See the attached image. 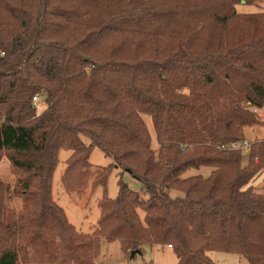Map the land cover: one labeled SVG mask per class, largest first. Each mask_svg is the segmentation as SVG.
I'll list each match as a JSON object with an SVG mask.
<instances>
[{"label":"trees","instance_id":"16d2710c","mask_svg":"<svg viewBox=\"0 0 264 264\" xmlns=\"http://www.w3.org/2000/svg\"><path fill=\"white\" fill-rule=\"evenodd\" d=\"M239 1L0 0V160L10 151L29 173L23 194L41 214H21L17 229L42 243L37 261L54 252L59 264H94L103 238L129 252L169 244L177 264H217L214 251L264 264V193L251 185L264 171V140L251 142L246 166L230 147L262 125L264 15L238 13ZM204 7L210 18L198 14ZM94 147L112 163L94 166ZM61 150L71 151L67 189L104 188L90 234L52 198ZM200 167L210 174L185 176ZM114 168L147 197L123 180L109 197ZM18 260L17 249L0 254V264Z\"/></svg>","mask_w":264,"mask_h":264},{"label":"rangeland","instance_id":"374dc122","mask_svg":"<svg viewBox=\"0 0 264 264\" xmlns=\"http://www.w3.org/2000/svg\"><path fill=\"white\" fill-rule=\"evenodd\" d=\"M185 1V0H184ZM188 4L195 7L199 2L205 0H187ZM240 0L235 4L238 13L264 15V0ZM212 10L208 7L199 10L198 14L206 18H210ZM260 15V16H261ZM37 106V113L40 114L46 107L44 95H38V99L34 100ZM258 117L262 121V125L244 128L243 138L249 142L264 140V107L257 109ZM143 118L150 130L152 136L153 148L158 149L159 144L156 139V132L151 116L144 114ZM71 154L70 150H61L60 163L57 167L52 189V198L64 212L69 221L76 226L79 232L90 234L96 228L100 216L99 200L103 196L104 188L98 186L92 190L91 181L88 187L81 193L67 189L62 176L67 166V158ZM12 153L5 151L0 160V254L5 249H17L18 264H59L54 259V252L49 253L51 259L48 263L37 261V251L44 252L42 243L33 237V232L19 237L18 227L21 225V214L36 216L41 214V208L32 200L31 196L23 194V184L21 180H27L29 173L15 167L11 161ZM90 161L94 166L107 167L112 163V158L107 156L103 150L94 147L90 156ZM248 162V154H243L242 165L246 166ZM211 168L200 167L191 168L185 176L194 174L209 175ZM123 180L128 186L146 198L147 193L143 190L140 180L135 178L131 173L123 171L120 168H114L108 176L107 194L111 198L117 197L119 193V182ZM255 192L264 193V171L258 173L256 178L251 181ZM175 191H173L174 193ZM9 226V229L5 230ZM32 229V228H31ZM11 230V231H10ZM16 234V236H15ZM34 238V239H33ZM102 244L98 254L95 257L94 264H177V256L169 244L164 246L145 244L141 253H137L132 257V251L122 249L121 243L116 241H106L101 239ZM140 250V249H139ZM211 257L217 264H248L240 262L238 255L233 253L214 251L210 252ZM46 260V259H45Z\"/></svg>","mask_w":264,"mask_h":264},{"label":"built area","instance_id":"2783aa9c","mask_svg":"<svg viewBox=\"0 0 264 264\" xmlns=\"http://www.w3.org/2000/svg\"><path fill=\"white\" fill-rule=\"evenodd\" d=\"M34 100H37L38 97H34L33 98ZM231 148L233 149H238V150H241L243 151L244 153H249L250 151V148H251V142H249L248 140L246 139H242V140H237V141H234L231 146ZM171 247V245H170Z\"/></svg>","mask_w":264,"mask_h":264},{"label":"water","instance_id":"95a60500","mask_svg":"<svg viewBox=\"0 0 264 264\" xmlns=\"http://www.w3.org/2000/svg\"><path fill=\"white\" fill-rule=\"evenodd\" d=\"M137 253H141V250H139V249L138 250H133L132 254H131L132 257H134Z\"/></svg>","mask_w":264,"mask_h":264},{"label":"crops","instance_id":"0c3cea01","mask_svg":"<svg viewBox=\"0 0 264 264\" xmlns=\"http://www.w3.org/2000/svg\"><path fill=\"white\" fill-rule=\"evenodd\" d=\"M259 110H261V109H259ZM238 258H239V261H240V262L246 263V261H245L243 258H241L239 255H238ZM177 261H178V260H177Z\"/></svg>","mask_w":264,"mask_h":264}]
</instances>
